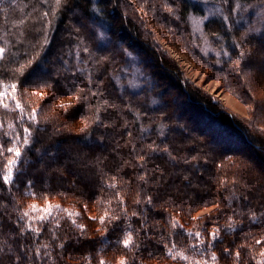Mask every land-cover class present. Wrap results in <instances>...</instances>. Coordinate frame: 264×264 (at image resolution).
<instances>
[{"label": "trees", "instance_id": "1", "mask_svg": "<svg viewBox=\"0 0 264 264\" xmlns=\"http://www.w3.org/2000/svg\"><path fill=\"white\" fill-rule=\"evenodd\" d=\"M158 1L146 0V5L143 6L150 8L152 5L154 12L159 13L163 21L167 19V24L173 23L169 25L172 31L176 32L184 49L194 56L191 44L193 36L189 32L195 29L196 22L202 21L203 16L208 15L209 9L215 6L212 3L205 5L199 0ZM136 2L137 4L131 0H94L100 9L97 16L90 11L89 0H68L67 8L57 9L56 17L59 19L50 17L55 31L51 33L48 51L42 52L37 58L48 59L45 71L49 75L43 78L66 81L69 73L58 59L65 57L68 68L76 72L80 86L83 87L90 78L91 88H99L103 92L100 97H92L90 91L83 94L86 97L83 102L84 116H90L95 110V105L88 107L93 100L107 99L113 107H109L107 112L101 110L100 117L109 126L97 128L93 125L88 130L91 132L89 140L80 144L74 143L83 133L79 130L71 135L62 130L60 126L70 122L63 113L60 119L45 114L49 109L45 105L52 98L51 90L36 89L46 93L43 104L39 107L31 103L43 113L40 116V128L46 131L33 133L36 143L32 147L39 149L40 154L35 151L28 153L32 163L25 167V175L20 179L19 188H14L11 195L7 192L0 195V218L5 225V235L0 239L6 246L11 247L13 252L16 250V240L29 243L26 238L10 236L7 233L13 227L12 221L17 219L19 210H30L27 206L32 204H35L37 209L47 207L39 196L29 198L22 191L24 180L31 179L38 194L41 190L49 194L50 203L57 201L62 207L70 209L75 206L81 213L82 219H79V222L86 225L88 230L87 237L81 240L79 233L72 230L70 223L61 220L59 235L66 242L65 248L50 249L53 260L47 264H87L83 259L85 253H92V264H97L96 249L102 247L99 242L105 238L113 241L119 239L121 229L116 225L129 223L139 247L129 252L115 243L109 244L103 254L108 264H117L122 255L128 257L130 264H185L184 261H173L164 255L161 235L166 237L170 231L174 235L180 231L171 228L167 222L169 217L179 221L184 231L203 232L205 239L201 247H207L209 243L207 231L219 227L220 240L209 249L215 251L219 264H236L231 254L224 255L225 248L233 252L240 250L238 264H254L247 255L248 247L241 245L246 244L253 251L264 248V245H255L252 240L253 237L264 238V220L260 224H252L248 219L249 211H255L257 214L264 212V136L259 132V128L255 127V123H243L213 98L190 86L152 30L151 23L154 20L149 22L138 10L141 0ZM165 3L173 8L179 19H173L168 10L162 7ZM240 3L241 11L229 14L228 8L232 3L223 4L222 0H217L216 6L222 7L224 12L209 16V21L212 22L210 31L224 38V47L232 54L233 59L236 58V49L232 46V40L243 43L247 35L250 42L244 50L253 53L249 63L255 67L246 72L244 63L229 65L224 62L227 58L222 55L216 58L222 60L221 65L217 66L216 59L212 58V50H219L215 43L208 46V63H204L199 56L194 58L220 79L226 88L230 90L231 86V90L237 89L240 91L238 94L253 99L248 83L257 81L264 75V38L259 35L264 33V11L253 13L264 9V5L261 0H240ZM17 7H23V4L18 3ZM72 7L76 8L74 16L68 14V9ZM30 8L31 5L25 11ZM9 12L12 16L16 15L11 8ZM223 15H229L228 24L232 26L230 31L223 23ZM155 21L159 22L156 19ZM201 24L206 33L205 38L210 42L214 41L215 37L207 34L208 21ZM77 27H80L79 32L76 31ZM249 29L253 31L250 32ZM84 47L88 48V52L79 50ZM122 50L132 53L135 59L124 57ZM69 52H77L79 60L69 57ZM35 67L36 64H33L28 72ZM216 67L222 68L223 71H216ZM77 69L85 73L83 79H79L81 72ZM237 72L240 74L237 75ZM20 79L23 83V80L27 79V73ZM184 85L189 99L185 95ZM22 90L26 91L29 97L33 89L28 87ZM178 95L185 101L178 102ZM76 107L79 108L80 105L77 104ZM74 111L75 109H69V114ZM136 116L139 117L138 120L134 118ZM0 117L7 125L8 122H16L17 113L5 114L4 110L0 109ZM195 123H200L202 128L195 127ZM141 126L147 131L141 132ZM210 128L211 135L205 134ZM128 132L132 135L128 136ZM216 140L223 141L225 145L217 143ZM153 142L161 146L166 144L176 159L173 161L163 151L152 152L148 145ZM133 145L135 151H132ZM242 146L249 147L248 155L240 153L244 151ZM49 149L59 157V171L54 170L57 165L53 164L52 159L44 155ZM139 156L144 159L138 160ZM85 162L89 167H85ZM141 164L143 167H140ZM88 173L93 174V183H98L103 176L112 174L117 175L120 181L118 188L125 201L128 218L125 219L121 215L120 220L108 225L106 233L103 227L96 223V219L102 214L101 209L93 202L87 184L81 182ZM141 175L146 176V181L139 179ZM230 175H236L238 182L230 181ZM185 176L188 177L187 180L184 179ZM240 179H243V183ZM73 184L79 186L75 191ZM233 189L234 192L231 191ZM61 191L67 194L66 198L58 194ZM101 195L105 198L109 196L106 192ZM148 196L152 197L151 205L144 202ZM137 199L142 203H135ZM211 203L221 205L222 210L211 217L193 219L198 210ZM84 204L88 205L87 212L84 210ZM113 207L117 205L114 203ZM119 211L117 207V212ZM133 211L139 215L132 216ZM89 216L93 219L90 220ZM229 216L235 221L236 232L233 234H225L223 231L228 225ZM141 224L144 227H140ZM98 228L101 230L97 231ZM41 238H48L47 227ZM175 238L178 249L185 250L189 243L187 238ZM186 254L200 258L199 254L192 253L191 249H187ZM207 258L206 256L205 259ZM257 259L260 257L257 256ZM5 264H10L7 258Z\"/></svg>", "mask_w": 264, "mask_h": 264}, {"label": "snow or ice", "instance_id": "2", "mask_svg": "<svg viewBox=\"0 0 264 264\" xmlns=\"http://www.w3.org/2000/svg\"><path fill=\"white\" fill-rule=\"evenodd\" d=\"M199 2L207 5L212 3L215 7L209 9L208 15L203 16L202 21L196 23V27L190 30L189 34L193 36L191 44L193 46V55L199 56L204 63H208L209 57V44L215 43L219 50H212V58L216 59L221 57L227 58V64H245V71L250 72L255 65L249 63L253 53L251 51L245 52L244 48L248 40L247 35L244 37V42H237L235 39L232 40V46L236 49L235 59H233L232 54L225 49L223 44V37L217 33L210 31L211 21H209V16H216L218 13L222 14L224 9L222 7L216 6L217 0H199ZM18 3H22L23 7H17ZM135 3V0H132ZM146 0H141V11H143V5ZM223 4L232 3V6L228 8L229 14H235L241 11L242 6L240 0H222ZM261 4L264 5V0H261ZM5 5L9 7L6 8ZM31 8L29 11L25 9ZM68 0H0V109L4 110V113L16 112V122H8L5 125V120L0 117V195L7 192L10 195L14 188H19L20 179L24 177L25 167L32 163L29 158L28 153L35 151L39 155V149L32 147L36 143V138L34 136V131H46V129H41V119L40 116L43 113L37 108L33 107L28 103V94L22 89L31 87L32 96L40 97V99L45 98V91H38L36 89H48L52 92V98L48 100L45 107H59L62 110L63 115L70 122L79 121L82 124L80 132L83 133L80 139L74 141V143L80 144L91 138V132L89 128L95 125L97 128L108 127L100 117L101 110L107 112L109 105L107 99L101 101L100 99H95L92 104L88 107L95 105V110L90 116H84L85 113V95L86 91H90L92 97L103 96V92L99 88L92 89L91 79H87L84 86H80L77 82L76 72L68 68V61L65 57L61 56L58 59L61 64L65 67L66 71L69 73V77L66 81H61L59 79L52 80L44 79V76L49 74L45 71V66L48 63L47 57L44 59H37L41 56L42 52L48 51V46L51 43V33L55 31V25L50 17H56L57 9L67 8ZM90 11L94 15H99L100 9L94 3V0H89ZM164 7L168 10L170 16L173 19H179L175 15L173 8L165 3ZM9 8L15 11L16 15L12 16L9 12ZM151 11V9H149ZM243 11H248V9H243ZM258 11H264V9H259L253 14H258ZM68 14L70 16L76 15V8L72 7L68 9ZM59 19V17H56ZM223 23L227 25V29L231 30V24H228L229 15H223ZM203 21H208L209 33L215 40L210 42L205 38L206 33L203 28H201V23ZM165 23L167 21H164ZM94 23V21H93ZM83 26V25H81ZM76 31H80V27L76 28ZM253 31V29H249ZM259 32V30H255ZM197 33L199 35L197 36ZM102 35V34H101ZM259 35L264 38V33H259ZM255 38V37H253ZM199 41V42H197ZM84 52H88V48L84 47L79 49ZM124 57L133 58L132 53L127 52V50H122ZM68 56L73 60H79L77 52H69ZM128 62L127 59L125 61ZM222 60L216 59V65H221ZM36 64V67L29 73L28 70L32 68V65ZM216 71H223L222 68L216 67ZM81 72V77L83 79L85 73L81 69H77ZM119 71V70H118ZM125 74L127 69L124 70ZM27 73V79H21L25 77ZM237 75L240 73L237 72ZM90 77V74H88ZM115 79V77H113ZM230 90H231V86ZM67 102V103H66ZM79 104L80 107L77 108L76 105ZM69 109H75L74 112L69 114ZM81 117H84L81 119ZM139 119L138 116L134 117ZM19 125V127H18ZM68 125H61V128H67ZM147 131L141 126V132ZM128 136L132 133L128 132ZM163 133L161 132V136ZM148 148L152 152L163 151L174 161L176 159L170 152L168 147L165 145L149 144ZM132 151H135V145L132 146ZM44 155L50 157L53 164L57 165L54 170L59 171L60 165L58 164L59 157L56 152L49 149ZM138 160H143V156L137 157ZM42 162V161H41ZM75 162V161H74ZM188 162V161H185ZM85 167H89L87 162H85ZM140 167H143L141 164ZM222 167V165H221ZM99 174V173H97ZM92 173L86 174L81 182L86 183L88 190L92 193L93 202L98 205L101 209L102 214L96 219V223L103 227V231L106 233L108 231V225L113 221L120 220L121 215L125 219L128 218V211L125 207V201L121 195V191L118 188L120 181L117 175L112 174L110 176H103L101 181L98 183L92 182ZM139 179L146 181V176L141 175ZM185 180L188 179L187 176L184 177ZM226 184L227 181H222ZM79 186L73 184V191H75ZM22 191L29 198L43 199L47 204L46 208L37 209L35 204L28 205L30 210H19L17 219L12 221L13 227L8 230V235L18 236L26 238L29 243L25 244L23 240H16V250L13 252L12 248L6 246V243L0 239V264H5V259L10 261V264H47L48 261L53 260L52 253L50 249H60L65 248V241L61 239L59 232L61 229V220H67L72 226L74 232L79 233V239H85L87 237V227L83 223L79 222L82 219L81 213L75 209V206L70 208H65L57 205L55 208L48 201V193L43 190L38 194L34 183L31 179L24 180V186ZM231 191H235L234 189ZM108 193V198H105L101 193ZM61 196H65L66 193L61 191L58 193ZM227 199V197H226ZM148 205L152 204V197L148 196L146 201ZM116 204L120 209L117 212V207H113ZM135 203H142L139 199ZM85 212L88 210V205H83ZM205 208L207 205L204 206ZM250 209V206H248ZM235 211V210H233ZM132 216L139 215L136 211L131 213ZM90 220L93 219L92 216L88 217ZM195 219V217H193ZM248 219L252 224H260L264 220V212L257 214L255 211H249ZM168 224L172 229H179L178 233L169 232L165 237L161 235L160 239L163 242V252L164 255L173 260L184 261L185 264H219V258L217 257L215 251H209L217 241L220 240L221 229L219 227H213L211 231H207V236L210 238L207 247H201L204 244V233L200 230L197 231H184L183 225L179 221L172 217L168 218ZM215 223V222H214ZM4 222L0 218V238L5 235L4 232ZM47 227L48 238L42 239V233ZM116 227L121 229V236L116 240L103 239L99 243L102 247L96 249L97 264H108V261L103 258L104 250L107 249L109 244L115 243L117 246L127 249L129 252L134 251L139 245L136 243L133 237V228L129 223L127 225L119 224ZM140 227H144L143 224ZM101 229L98 228L97 231ZM225 234H233L236 232L235 221L232 216L228 217V225L223 230ZM187 238L189 243L185 246V250H179L177 247V239L175 237ZM255 245H264V238H252ZM39 241V243H37ZM195 241V242H192ZM241 247H248L247 255L251 257L254 264H264V248L256 249L253 251L251 247L246 244H242ZM191 249L192 253H198L199 259L193 254H186V250ZM225 256L232 255L236 264H238L241 256L239 249L234 252L229 249H223ZM208 257L205 259V257ZM257 256L261 259H257ZM83 259L87 264H92V253H85ZM117 264H130L127 256H120L118 258Z\"/></svg>", "mask_w": 264, "mask_h": 264}, {"label": "rangeland", "instance_id": "3", "mask_svg": "<svg viewBox=\"0 0 264 264\" xmlns=\"http://www.w3.org/2000/svg\"><path fill=\"white\" fill-rule=\"evenodd\" d=\"M159 3L160 2L158 1L157 4ZM135 4H137L136 0ZM144 4L146 5V3ZM160 5L162 6V4ZM162 7L165 8L164 6ZM140 9L141 3L138 8L139 12L142 13L143 16L149 20V22H152L154 20V22L151 23L152 30L155 32L161 46L164 48V50L167 51V55L169 56V58L175 61L176 66L179 68L180 72L183 74L184 78L187 80L190 86L213 98L222 108L228 110L243 123H255V127H258L259 132L264 136V75H262L257 81L252 80L248 83L250 86L249 88L251 89V93L253 94L252 96L254 97L253 99L251 97L249 98L247 95L244 96L238 94V92L240 93V91H238L237 89H235V91H233V89L229 90L220 79H218L211 71L205 69L202 65H200L198 60L195 59L194 56L190 55L191 53H188V51L184 49V45L178 40V35H176V32L172 31V28L169 26V24H167V22L165 23L162 20L159 13L157 14L154 12L155 10L152 5L150 6V8L149 6H143V11H141ZM149 9H151V11H149ZM159 18H161V20H159ZM155 19L159 22H156ZM200 26H202V24ZM166 85L168 87L170 86V84ZM183 88L186 91L185 95L187 99H189L186 86L184 85ZM249 96L251 95L249 94ZM177 98L178 102L182 103L185 101L184 98H182L180 95H178ZM42 102L43 100L40 99V97L32 98V96L29 94L28 103H32L34 106L39 107L41 104H43ZM57 106L49 107L45 114L51 118H62V110H60ZM65 124H67L68 127L61 129L71 135L74 132H78L80 130L79 126L80 128L82 126L81 123L77 122H65L63 125ZM193 125L197 128H202V125L200 123H195ZM210 131L212 132L211 128L209 129V131H205L204 133H208L211 135ZM218 140L221 141L220 139ZM217 143L225 145L223 141H217ZM242 148L244 151H241V154L248 155L250 153L249 147L242 146ZM62 163L64 164V160L62 161ZM262 171L264 172V168ZM229 179L233 182H238L239 180L238 178H236V175H230ZM240 181L241 183H243V179H240ZM51 205L53 206V208H55L57 205L61 206V204L57 201L52 202ZM221 210V205L211 203L208 204L206 208L204 207L198 210L194 214V217H211L219 213Z\"/></svg>", "mask_w": 264, "mask_h": 264}, {"label": "bare ground", "instance_id": "4", "mask_svg": "<svg viewBox=\"0 0 264 264\" xmlns=\"http://www.w3.org/2000/svg\"><path fill=\"white\" fill-rule=\"evenodd\" d=\"M169 19V18H168ZM167 19H165V21H166ZM167 22H169V20L167 21ZM171 24H173V23H171ZM170 23H169V25H171Z\"/></svg>", "mask_w": 264, "mask_h": 264}]
</instances>
